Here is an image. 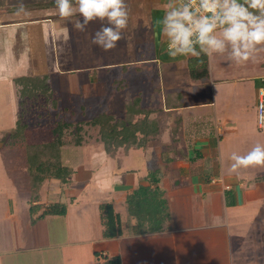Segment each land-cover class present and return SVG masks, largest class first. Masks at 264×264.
<instances>
[{"label":"crops","instance_id":"obj_1","mask_svg":"<svg viewBox=\"0 0 264 264\" xmlns=\"http://www.w3.org/2000/svg\"><path fill=\"white\" fill-rule=\"evenodd\" d=\"M166 3L167 0L154 1L153 22L162 17ZM45 12L56 11L46 10L39 17L30 14L20 22L11 20L0 24V82H5L0 83V96L13 94L16 102V81L23 77L48 76L51 66L59 63L61 67L57 57L60 43L63 45L83 34L64 20L51 22ZM50 22L52 26L48 28ZM153 28L156 47L153 62L171 69L168 72L172 71L173 77L168 84L152 89V93L143 95L139 91L135 97L140 96L141 101L136 103L151 114L152 127L157 131L145 147L128 151L121 148L115 157L109 156L105 147L98 152L93 147L88 155L92 169H85L84 174L74 173L78 184L72 188L73 202L67 206L65 215L38 219L55 203L42 202L41 193L38 200L30 202L29 211L33 205L40 206L34 220H39L45 229L50 220L62 225L65 222L68 241L55 247L37 248L29 234L28 241L23 242L27 231L20 230V252L29 255L28 264H33L32 258L37 254L38 264H98L96 254L120 257L122 264H264V219H255L259 210L264 211V167L241 169L238 174L228 171L233 152L243 155L257 143L264 145V123L258 122L259 96L264 91V52L258 53L256 62L239 65L226 57L206 56L209 76L194 80L188 66L193 57L171 58L167 43L163 50L164 38ZM58 32L63 35L57 36ZM123 36L114 48L120 61L114 62L116 53H88L83 67L112 68L118 63L124 70L126 66L128 69L135 66V72H143L138 61L130 60L124 33ZM50 58L53 61L49 63ZM60 70L57 83L62 85L67 72ZM149 80L145 77V81ZM186 86L194 90H187ZM193 97L198 99L192 101ZM187 98H191L189 103ZM128 103L127 100L121 118ZM244 110L252 123L243 119ZM140 118L143 117L138 116L136 120ZM215 138L220 140L217 149ZM149 147L156 160L157 151L161 153L160 169L137 167L132 163L138 156L148 154ZM103 182L106 183L103 192L111 199L110 204L122 223L123 234L113 239L103 236L100 217L103 204H85L77 199L88 187H104ZM140 188L161 193L159 199L165 202L163 208L169 214L162 231L148 230L147 223L144 233L132 234L126 228L129 224H139L137 217L129 213L127 200ZM70 190L66 192L60 182L49 193L68 198ZM81 205L83 208L74 213ZM120 207L122 212L117 211ZM79 219L81 223L76 227ZM18 220L11 211L0 220V258L7 257L13 245L5 221L17 223ZM45 235L46 238L48 233Z\"/></svg>","mask_w":264,"mask_h":264},{"label":"rangeland","instance_id":"obj_2","mask_svg":"<svg viewBox=\"0 0 264 264\" xmlns=\"http://www.w3.org/2000/svg\"><path fill=\"white\" fill-rule=\"evenodd\" d=\"M154 1L157 0H127L130 18L129 26L124 31V34L128 42L130 60L138 61V67L143 68V72H135V66H131L130 69L126 66L124 70L123 66L118 63V65L115 64L112 68L83 67L82 64H86L88 61V59H84V56L88 53H116L117 59L113 57L114 62L120 61L121 58L116 49L106 52L98 46L91 44L93 34L101 27L98 21L90 23L83 34H81V37L70 38L68 41L63 39L66 41L63 45L61 42L62 37L58 38L62 46L57 55L60 59L61 67L59 63L58 65L51 66L50 73L48 74L54 97H42L33 108L29 105V113H26L24 121L28 127L24 132L25 136L23 138H25V142L47 143L52 135L55 124L63 119L73 124L71 130L67 131L65 135V140L72 144L74 140L73 135L76 134L75 128L80 121L92 120L101 113H111L117 117H122L124 115L123 108L125 103L127 100L132 102L139 91H142L143 95L149 94L150 92L152 93V89L160 85L162 86L163 83H169L170 77H173L172 71L168 72L171 69H167L166 66L164 67L160 63L153 62L156 47L152 38L154 28L151 12ZM16 3L17 0H0V24L11 20L20 22L21 18L27 17L16 16L14 14ZM24 4L30 14L37 17H39L42 11H55L54 0H24ZM45 15L52 20L51 22H60V18L56 12H45ZM77 18L74 17L73 19ZM51 22L47 23L48 28H51ZM61 33L58 32L57 36H62L63 34ZM163 41V50H165L166 41L165 39ZM48 61L50 63L53 59L50 58ZM61 68L67 72L65 79L61 82L62 85L57 83ZM127 69L128 71H126ZM159 76H161L160 79ZM145 77L151 80L145 81ZM159 81H161V84ZM0 83L4 85L5 82ZM64 86H68L69 88H65ZM192 86H186L185 88L190 90L193 88ZM57 98L60 100L58 108L53 104V100ZM193 98L192 101L198 99ZM190 99L187 98L188 103L191 101ZM15 100L16 102L14 101L13 94L11 96L7 94L0 96V220L5 219V214L8 211H11L19 218L17 223L11 221L7 223L5 221L6 226L8 225L10 242L13 245L10 254L7 257L0 258V264H28L29 255L26 256L20 252V241L22 240L19 239L21 238L20 230L27 231V235L23 237L25 238L23 242L26 243L30 235L37 248L55 247L68 241L65 222L62 225L50 220L46 229L41 222H38L39 220L32 222L34 214L29 211L30 202H34L39 198H31V174L26 148L23 144L17 143V141L14 142L11 138V135L16 131V122L21 112L18 95ZM63 108H68L69 110L59 113ZM82 110L84 114H82ZM242 115L246 123H252V119L248 116L246 110L243 111ZM83 133H85V143L81 147L66 146L62 149V164L67 168L70 175V179L65 183L66 192L69 188L71 189L67 193L70 197L55 196L49 193V189L52 186H58L61 182L60 180L50 179L42 190L40 189L39 191V194H42V202L61 203L66 207L70 206L73 202L72 196L75 193L72 188H75V185L78 184L75 174L79 172L84 174L85 169H92L88 155L93 147L95 148V152L100 151L104 147L100 143L98 129L88 127L85 128ZM213 141L217 149L220 140L215 138ZM148 150V154L142 155V157H140L141 155L138 156L132 163L137 167L141 166L144 168L145 166L150 169H160L162 165L161 153L157 151L156 160L154 152L150 151V147ZM105 184L104 182L102 184L104 187L97 185L99 188L91 186L84 189L78 194V201H82L85 204H95L98 202L99 205L110 203L111 199L103 192L106 189ZM82 208V205L76 207L74 213ZM117 211L122 212L123 208L120 207ZM97 212L99 213V211ZM258 213L259 215L255 219H264V211L261 212L259 210ZM100 217H102L101 213ZM74 220H76L75 215ZM79 223H81L80 219L76 222L75 226L77 227ZM47 233L48 236L45 238V234ZM56 252H59V250ZM37 257L38 254L35 259L32 258L33 264L39 263ZM29 259L31 258L29 257Z\"/></svg>","mask_w":264,"mask_h":264},{"label":"clouds","instance_id":"obj_3","mask_svg":"<svg viewBox=\"0 0 264 264\" xmlns=\"http://www.w3.org/2000/svg\"><path fill=\"white\" fill-rule=\"evenodd\" d=\"M61 20L84 32L92 22L101 27L91 44L103 51L117 47L129 26L127 0H54ZM16 16H29L24 0H17ZM74 17H78L73 20ZM157 28L167 43V54L177 57L221 56L229 62H256L264 52V0H167ZM258 121L264 123V104L258 108ZM228 171L264 167V145L257 143L246 154L233 152Z\"/></svg>","mask_w":264,"mask_h":264},{"label":"trees","instance_id":"obj_4","mask_svg":"<svg viewBox=\"0 0 264 264\" xmlns=\"http://www.w3.org/2000/svg\"><path fill=\"white\" fill-rule=\"evenodd\" d=\"M55 7V4H54ZM189 71L192 79L201 80L209 76L207 57L202 55L199 58H190L188 61ZM17 95L20 99L21 112L16 122V131L11 135L13 141L23 144L26 148L31 174L32 199L39 198V191L43 184L50 179L60 180L63 189L65 183L70 179L67 168L62 164V149L66 146L81 147L85 143V128L93 127L98 129L99 140L105 147L109 156L115 157L119 149L142 148L147 145L150 136L157 131L152 127L150 121L151 114L141 110L137 103L141 101L140 96L135 97L132 102L125 106V116L117 117L111 113H101L89 121H80L75 128L76 134L73 135L72 144L65 140L66 132L71 130L72 123L65 120H59L52 131L50 139L45 144L25 142L23 138L28 129L24 122L26 113H29V105L33 108L42 97H54L51 89L49 77H23L16 81ZM137 102V103H136ZM60 100H53L56 108L59 107ZM69 110L63 108L59 113ZM145 111V112H144ZM82 114L84 111L82 110ZM143 118L136 120V117ZM141 135V137H140ZM161 193L149 191L140 188L134 194L128 197L127 203L129 213L139 220L137 226L127 225L126 228L132 234L144 233L142 230L148 224V230L156 232L162 231L166 218L169 214L164 207L165 202L159 199ZM40 209L39 205H33L30 208L32 214H36ZM102 223L104 227L103 236L107 239H113L123 234L120 216L115 213L113 205L108 203L101 206ZM67 207L61 203L50 205L44 213L38 218H44L50 215H65ZM36 220L33 219L32 222ZM98 264H122L120 257L109 258L105 255L96 254Z\"/></svg>","mask_w":264,"mask_h":264},{"label":"built area","instance_id":"obj_5","mask_svg":"<svg viewBox=\"0 0 264 264\" xmlns=\"http://www.w3.org/2000/svg\"><path fill=\"white\" fill-rule=\"evenodd\" d=\"M259 97H260V99H259V103H258V108H259L260 105L264 104V91L263 90L260 92V96ZM259 124L262 125L263 123L259 122Z\"/></svg>","mask_w":264,"mask_h":264}]
</instances>
